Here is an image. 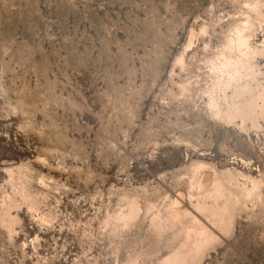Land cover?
<instances>
[{
  "label": "rangeland",
  "instance_id": "rangeland-1",
  "mask_svg": "<svg viewBox=\"0 0 264 264\" xmlns=\"http://www.w3.org/2000/svg\"><path fill=\"white\" fill-rule=\"evenodd\" d=\"M0 264H264V0H0Z\"/></svg>",
  "mask_w": 264,
  "mask_h": 264
},
{
  "label": "bare ground",
  "instance_id": "bare-ground-1",
  "mask_svg": "<svg viewBox=\"0 0 264 264\" xmlns=\"http://www.w3.org/2000/svg\"><path fill=\"white\" fill-rule=\"evenodd\" d=\"M245 27H246V25H245ZM245 27H244V29H245ZM237 29H238V28H237ZM238 31H239V30H238ZM237 33H238V32H237ZM237 36H238V35H237ZM241 37H243V36H241ZM241 37H239L236 41H234L235 43H234V42H231V41L229 40V41L231 42V46H233V45H235V46L237 45V46H238L239 43H243V44H245L246 41H243L244 38L242 39ZM233 40H234V39H233ZM245 40H246V39H245ZM229 49H230V48H229ZM236 49H237V48H236ZM243 56H244V55H243ZM246 56H247V55H246ZM247 57H248V56H247ZM182 61H183V58H182V56H181V57H179V59H178L176 62L180 65V64H182ZM242 65H243V64H242ZM243 106H244V107H243ZM243 106H242L241 109L246 108V107L248 106V104H244ZM241 109H240V107L234 109V113H235V112H238V111L241 110ZM214 115H215L216 117H218V118H220V116H221L220 112H215ZM225 115H226V114H225ZM230 115H234V114H229V116H228L229 118L231 117ZM241 115H242V114H241ZM243 115H244V114H243ZM222 117H223V115H222ZM232 117H233V116H232ZM242 117H243V116H242ZM226 118H227V116H226ZM221 119H222V118H221ZM254 186H256V185H254ZM257 187H258V186H257ZM257 187H256V188H257ZM216 193H217V194H222V191H221L220 189H217V190H216ZM249 194H250V192H245V193H244V195H245V197H247V199H248V195H249ZM177 199H178V200H181L180 198H177ZM239 202H240V198H239V196H236V195H235V197H234V204H233V205L235 206V205H237ZM176 205H177V204H176ZM231 207H232V205H231ZM228 208H230V206H229V207H228V206H225V207L222 206V207H221V211H222V212L227 211ZM225 213H226V212H225ZM203 234H204V233H203ZM203 234H202V235H203ZM168 262H169V261H168ZM171 262H172V261H170L169 263H171Z\"/></svg>",
  "mask_w": 264,
  "mask_h": 264
}]
</instances>
